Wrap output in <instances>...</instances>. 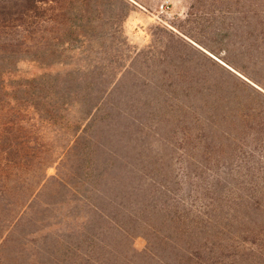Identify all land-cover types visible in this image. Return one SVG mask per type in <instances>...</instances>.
<instances>
[{"label": "rangeland", "instance_id": "1", "mask_svg": "<svg viewBox=\"0 0 264 264\" xmlns=\"http://www.w3.org/2000/svg\"><path fill=\"white\" fill-rule=\"evenodd\" d=\"M29 7L0 6V264H264V0Z\"/></svg>", "mask_w": 264, "mask_h": 264}, {"label": "trees", "instance_id": "2", "mask_svg": "<svg viewBox=\"0 0 264 264\" xmlns=\"http://www.w3.org/2000/svg\"><path fill=\"white\" fill-rule=\"evenodd\" d=\"M13 3L15 2L17 4L18 3H22L23 0H0V6L4 5V4H8L9 2H12ZM30 1V9L29 10H34V9H37L39 7H42L44 5H48V4H54L56 3V0H29ZM25 15L27 17H30L31 15H29L28 12H24Z\"/></svg>", "mask_w": 264, "mask_h": 264}]
</instances>
